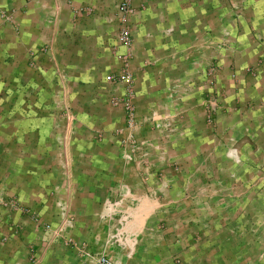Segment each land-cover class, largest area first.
Wrapping results in <instances>:
<instances>
[{
  "label": "crops",
  "instance_id": "0c3cea01",
  "mask_svg": "<svg viewBox=\"0 0 264 264\" xmlns=\"http://www.w3.org/2000/svg\"><path fill=\"white\" fill-rule=\"evenodd\" d=\"M120 1L0 0V264H264V0Z\"/></svg>",
  "mask_w": 264,
  "mask_h": 264
},
{
  "label": "built area",
  "instance_id": "2783aa9c",
  "mask_svg": "<svg viewBox=\"0 0 264 264\" xmlns=\"http://www.w3.org/2000/svg\"><path fill=\"white\" fill-rule=\"evenodd\" d=\"M132 0H121L117 5V18L119 20V30L117 34V42L125 47L131 45V33L127 24V16L132 13L131 7ZM119 80L127 85V96L123 100V104L126 110V120L128 127L134 126V110L131 105L132 100V79L127 70L119 77ZM94 264H114L112 260L106 254H97L92 257Z\"/></svg>",
  "mask_w": 264,
  "mask_h": 264
}]
</instances>
